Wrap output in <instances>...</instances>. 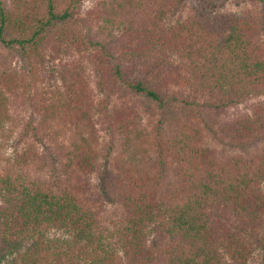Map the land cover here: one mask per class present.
I'll return each mask as SVG.
<instances>
[{"label":"trees","instance_id":"trees-1","mask_svg":"<svg viewBox=\"0 0 264 264\" xmlns=\"http://www.w3.org/2000/svg\"><path fill=\"white\" fill-rule=\"evenodd\" d=\"M0 264H264V0H0Z\"/></svg>","mask_w":264,"mask_h":264},{"label":"rangeland","instance_id":"rangeland-1","mask_svg":"<svg viewBox=\"0 0 264 264\" xmlns=\"http://www.w3.org/2000/svg\"><path fill=\"white\" fill-rule=\"evenodd\" d=\"M244 7L245 6L239 7V6L235 5L234 3H232V1H229L226 4L225 10H231V11H234V12H239Z\"/></svg>","mask_w":264,"mask_h":264}]
</instances>
